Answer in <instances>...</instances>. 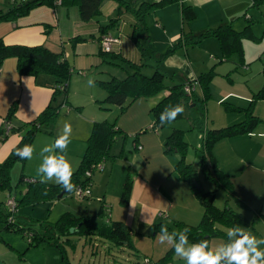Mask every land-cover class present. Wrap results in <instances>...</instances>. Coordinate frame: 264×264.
Masks as SVG:
<instances>
[{"label":"crops","instance_id":"0c3cea01","mask_svg":"<svg viewBox=\"0 0 264 264\" xmlns=\"http://www.w3.org/2000/svg\"><path fill=\"white\" fill-rule=\"evenodd\" d=\"M252 1L181 0L180 2L153 9L151 22L146 21L150 40L156 48L157 54L164 52L183 32H199L207 27H214L220 23L227 22H231L234 29L241 30L250 22L251 30L258 40L243 39V55L233 54L230 58L222 60L220 63L219 61L222 57L219 43L213 37L203 40L196 46H183L176 49L159 63L156 62L158 59L157 54L140 59V53L131 40L135 16L125 8L122 9L118 2L110 4V0L104 1L101 12L98 15L86 21L80 17L77 5L66 6L59 3L54 7L47 5L36 7L25 16L0 22V38L7 45H45L52 51H63L68 63L70 54L66 53L67 51L64 49L71 44L75 54V62L83 60V63L96 64L98 59L101 60L102 57L100 54L102 51V49L100 50V38L103 34L109 32L114 36L120 37V42L113 44L112 52L120 54L126 60L139 61L141 63H144L145 59L151 58L154 62L153 70L158 65L159 69L166 75V79L169 80L168 85L195 80L199 74L214 67L215 74L209 83L210 97L206 101L204 108L201 109V111L204 110L203 117H205L204 126L201 129L223 128L245 120L246 114L244 110L248 107L254 93L264 85V56L262 55L264 52V29L257 32V29H255L256 25L252 24L253 19L260 18L259 13L261 17H263L264 13L258 9L251 8ZM184 5L191 6L195 11V18L185 23H183L181 15V7ZM112 14H117L118 17L114 19ZM108 24H111L110 27H107L105 31H101V27H105ZM78 36L83 39L76 41L75 38ZM88 40L91 41L87 42ZM84 41L93 43L90 44L91 47L88 51L80 48L85 45ZM108 62L112 63L111 61ZM114 65L124 69L126 64L118 65L114 63ZM124 72L126 74V71ZM95 87V84L92 87L88 84L85 85V91L89 92V94L85 93L84 100H87V94L91 100L99 97L105 98L106 91L102 93L100 92L101 90ZM92 89H96L97 93L92 92ZM194 90L197 94L202 95V90L198 83ZM54 91L55 79L53 76L49 74H40L36 77L22 75L17 70L16 58L13 56L6 57L0 66V129L4 127L5 121H9L11 126L16 128L22 123L34 120L49 103H59L61 101L59 97L51 101ZM167 93L168 91L166 90L153 97L137 98L139 101L135 102V100L130 103L123 114V116H127L125 122L129 125L121 123L116 126L123 132V141L133 134L132 141L135 150L143 152V155L145 154L144 156L147 157H150L151 154H157L161 159V163H163L157 167L161 169L159 174H162V177L158 180L152 179V181L139 172L140 166L143 165L145 167L147 163L137 153L131 156L130 161L132 167L135 168L134 174L136 176L132 177L130 175L132 187L128 203L126 205L121 203V195L120 197L110 195L107 186L101 197L97 196L96 199L99 201L98 216L102 217L103 214H111L112 219L110 222L97 226L91 224V227L97 230V228L110 226L112 221H122L128 231V241L118 243L99 234L87 235L89 236L87 240L88 244L91 245L90 249L92 252V256L86 258L89 264H141L145 256L157 261L166 254L171 246L158 242L156 233L159 230L153 229L155 223L162 222L173 231L177 230L174 225L176 221L197 225L201 220L203 207L190 185L180 178L175 168L178 157H180L179 153L176 150L165 151V139L169 132L166 130L163 134L157 130L156 132H148L143 135H138L137 132L144 126H150L151 128L154 119L149 110ZM71 105L74 104L67 98L66 105L61 107V109L65 108L66 115L57 116L56 122L54 125L52 124L51 131L49 129L46 132H37L32 143L34 149L41 151L43 147L51 145L54 142L52 135V132H54L53 126H55L54 130L59 132L56 129L65 120L70 122L71 126L72 124L74 126H72V136L75 135V138L82 142L80 150H72L76 152L77 158L82 156L81 154L86 148L84 143H86L90 134L91 125L96 120L93 121V118L82 119L80 114L69 110L68 106ZM191 106L193 107V105ZM234 107L239 110L231 109ZM8 113H11V119H7ZM196 114L194 112L185 113L183 121L190 123L193 131L197 128L202 137L200 129L202 124ZM253 114L259 121L250 132L223 138L214 144L212 151L218 168L231 176L235 202L242 209L254 212V217L258 216L255 221L259 220L260 224L255 233L260 238H264V99H260L255 103ZM73 118L74 122L72 123ZM176 126L174 123L168 128L174 129ZM179 128L183 130L185 127L180 126ZM24 132L25 128H22L19 131L8 133L4 138L0 136V162L4 161L10 151L19 143ZM136 144H140L142 148L137 149ZM112 156L113 158L116 157ZM32 159H25L24 162L16 161L10 170V177L15 167L21 165V175L25 178L40 180L36 174L37 169H32V163L35 162ZM36 162L37 166L41 164L39 159H36ZM192 164L198 168V163L192 162ZM48 184L56 183L48 182ZM107 184L108 181H106ZM11 185L13 189L9 190V193L16 195L17 198H20L26 191V183H16L14 185L11 182ZM3 191L7 193V190ZM91 192L90 198L84 200L89 205L92 204L91 201L94 196L92 187ZM58 195L52 199L34 204H21L19 206L20 211L21 208L25 207L28 210L17 212L18 219L21 218L22 223H19L17 218L15 220L16 223L21 227L31 228L27 222L31 221L32 213L36 207L37 210L40 209L43 214H46L47 220L45 221L50 224L55 223L65 212H71L76 216H88L91 221L92 217L88 215L86 208L82 210L79 206L71 207L70 204H63L65 193L61 197H58ZM108 201L113 204L112 207L107 204ZM103 204L109 207V211L108 213L103 211L100 214V208ZM56 205H58L57 207L60 210L56 221L51 223L48 218H50L52 213L51 208H55ZM0 209L5 212L4 202L3 205L0 204ZM147 220L152 224L151 227L146 224ZM39 226L37 230L42 231L43 226ZM1 229L2 224L0 223ZM30 230L33 231V228ZM152 230L153 234L150 233ZM222 230L227 232L228 228L225 227ZM141 236H144L142 240ZM214 237L209 240V245L213 249L223 243L222 238L217 239ZM22 238L24 237L22 236ZM1 239L0 241L4 248L0 249V264H10L12 255L18 252L23 254L22 261L24 262L22 264H63L60 251L53 245L41 243L33 247L28 245V241L27 244L19 242L18 245H14L12 241ZM61 240L63 241L69 264H82V260L85 257H83L84 255L78 257L76 253L77 245L73 243V238L71 236L62 237ZM101 241L104 243L103 249L97 246ZM106 242L110 244L106 245ZM68 246L73 249L71 255L68 253ZM82 248V252L85 254V246ZM261 248H264V245H261ZM126 250L134 252L135 256L124 254L123 252ZM34 252L41 253V258L38 260L30 259L29 253L31 255ZM162 264H186V261L173 253L171 259Z\"/></svg>","mask_w":264,"mask_h":264},{"label":"trees","instance_id":"16d2710c","mask_svg":"<svg viewBox=\"0 0 264 264\" xmlns=\"http://www.w3.org/2000/svg\"><path fill=\"white\" fill-rule=\"evenodd\" d=\"M58 0H27L23 2L11 1L10 5L6 9L0 8V22L18 17L25 16L36 7L47 5L54 7ZM60 4L70 6L77 5L80 17L82 20H89L93 16L98 15L101 12V7L106 0H59ZM119 5L124 6L126 10L131 12L135 16V23L132 25L131 40L140 53V59L147 58L157 54L156 48L150 40L148 33V25L145 20L146 14L155 8L163 7L171 3L180 2L181 0H157V1H141L138 5H132L125 0H116ZM261 1V0H259ZM254 4L257 1L254 0ZM181 15L183 23L189 22L195 18V11L189 5L181 7ZM112 21V20H110ZM108 24L105 27H101V31H105ZM109 33V32H107ZM119 38L120 42V37ZM217 39L221 51V60L230 58L233 54L243 55L242 41L243 39L258 40L253 34L250 26V22L241 30H236L232 26L231 22L220 23L214 27H207L199 32L185 33L176 39L167 49L158 55L157 63L164 60L166 56L173 53L176 49L183 46H196L207 38ZM76 41H80L83 38L76 37ZM101 56L112 63L118 65H125L126 74L124 77L111 76L107 80H97L98 84L106 91V96L100 101L102 108H106V105H117L122 110L125 107V101L130 98L131 101L143 97H153L164 91L168 93L162 96L159 101L150 108V113L153 116L154 123L151 128L157 129L158 127H164L160 124V114L164 108L168 105H183L184 108L194 107L198 104L201 108H204L206 101L210 97L209 83L215 74L214 67H211L208 71L201 73L195 80H188L181 83H175L168 85L166 75L158 65L155 66L151 75H146L142 72V68L145 63L139 61H131L124 59L120 54L110 52H100ZM13 56L16 58L17 70L22 75L38 76L40 74H49L55 79V91L53 92L51 101L56 100L59 96H62L59 103H49L48 106L34 119L29 122L20 124V126L14 128L11 126L10 132L19 131L25 128V132L19 143L10 151L6 159L0 162V191L11 190L10 170L16 161L24 162L16 155L18 148H23L24 145H32L35 135L40 131L44 124H50L55 121L57 115L62 107L66 105L69 80L72 75V69L64 57L63 51L55 52L46 47L45 45H22V44H4L0 38V66L6 57ZM106 57V58H105ZM197 82L202 90V95H199L194 91L191 94H187L184 91L186 84ZM264 99V85L254 93L248 107L244 110L246 118L244 121L223 127L214 129H201L202 132V144L199 147L200 159L198 168L192 163L186 161L188 144L184 140V131L178 128H174L165 139V151L170 152L176 150L180 157L176 162L175 168L178 171L180 178L186 181L192 191L195 193L199 203L203 207V214L200 222L197 225H189L180 221L174 222L177 230L189 228L188 239L190 242H198L202 239H207L214 236H219L225 239L227 242L228 237L226 231L222 230L219 226L222 225L226 228H231L235 225H253L258 216H255L252 220H248L242 213L237 212L231 206L227 204L220 208L215 205L214 197L217 187H223L227 190L228 194L235 196L234 188L231 182V176L221 171L216 163L213 155L214 144L227 137L235 136L238 134L250 132L257 122L258 118L253 114V108L255 103ZM228 107V106H226ZM13 109V108H12ZM234 110H239L234 107ZM11 112V111H10ZM11 113H8L7 119H11ZM183 114L177 116L175 121L182 119ZM174 121V122H175ZM8 133L5 132V128L0 129V136L4 138ZM123 132L120 128L116 127L115 122L102 120L95 121L92 124L90 134L86 141V148L81 156V160L78 168L73 171L72 183L75 185H84L90 182L91 177H86L85 172L92 170L93 165L106 160L109 157H113L110 152L112 145L118 135ZM202 173L206 179H210L217 184L214 189L206 190L199 178L198 174ZM23 175L19 177L17 184L26 183V191L24 194L17 198L18 207L21 204L37 203L56 197L61 191L69 193L59 184L42 183L41 180L31 178L33 180L28 181ZM196 182V183H195ZM91 184V183H90ZM132 187L131 176L127 173L121 193V203L126 205L130 195ZM73 193V192H71ZM103 212V208H100V214ZM8 211L5 207V212L0 209V223L2 229L0 231L19 232L28 241L29 246H38L41 243H47L53 245L61 253L62 263L69 264L66 253L64 250V244L61 240L62 237H68L71 234L78 235H91L99 234L103 237H107L118 243L128 241V231L122 221H112L110 226L96 228L91 227L90 217L88 216H76L71 212H65L61 217L53 224L45 225L42 231L37 229L30 230L31 228H24L15 223H8L7 221ZM162 222L155 223L153 225L154 230H160ZM166 225V224H165ZM169 231L171 228L167 225ZM70 228H73V232H70ZM26 232H31V236L25 235ZM1 239V237H0ZM2 240V239H1ZM174 250L170 248L166 254L159 258L156 264H162L171 259ZM154 261V260H153Z\"/></svg>","mask_w":264,"mask_h":264},{"label":"rangeland","instance_id":"374dc122","mask_svg":"<svg viewBox=\"0 0 264 264\" xmlns=\"http://www.w3.org/2000/svg\"><path fill=\"white\" fill-rule=\"evenodd\" d=\"M129 3H131L132 5H138L141 1L144 0H125ZM257 4H254V0L252 1L253 4L251 5V8H255L258 9L259 11H262L264 13V0H256ZM11 2V0H0V8L2 9H6L5 7L9 5V3ZM114 2H117L116 0H110V4H114ZM116 4V3H115ZM259 7V8H256ZM108 8V7H107ZM122 9H124V6H122ZM261 12V13H262ZM152 10H150L147 14H146V21H149V23L152 20ZM243 16V15H242ZM260 18H255L252 21V24H255V29H257L256 31L259 32L261 30L264 29V14L263 17H261V14L259 13ZM118 16L117 14H112V18L116 19ZM243 19V17H242ZM260 24V26H259ZM91 40H88L87 42H90ZM252 42V41H251ZM85 45L83 47H80L81 49H84V51H88V49L91 47L90 44L93 43H86L85 41L83 42ZM100 46V45H99ZM71 44L70 46L68 45L64 50H66V53L70 54L69 57V65L72 69V75L70 77L69 80V85H68V94H67V98L69 101H71L72 104L76 105H71L68 106L69 110H72L73 112H76L78 114L81 115L82 119H90L93 118V121H102V120H107V121H111V122H115L116 126H118L119 124L123 123V125H129L125 122V119L127 118L126 115L123 116V114L125 113L126 108L130 105V103L134 102H138V99H135L133 101L130 100V98H128L125 101V109L122 110L119 106L117 105H106V108H102L101 107V103L100 101L103 99V97H99L96 98L95 100H91L88 97L89 92H86V88L85 85L88 84L89 79H92L94 81L95 84V88L101 90L100 92L105 93V90L98 84L97 80H105V79H109L111 75H116L118 77H122L125 75L126 70L118 68L114 65V63H110L107 60H104V58L101 57V60L98 59V62H96V64H89L88 62L83 63V60L75 62V54L71 48ZM101 50V47H100ZM97 51V50H96ZM87 53V52H86ZM262 55L264 56V52L262 53ZM106 58V57H105ZM262 59V58H261ZM79 60V59H78ZM222 60L219 61V63ZM144 67L142 72L146 75H151L153 72V65L154 62L152 61V59H145L144 60ZM124 70V71H123ZM82 72L84 74L79 73ZM87 82V83H85ZM165 82L168 84L169 80L166 79ZM99 86V87H98ZM93 90V89H92ZM92 92H94L95 94L97 93V90L94 89ZM85 93L87 94V100H84V96ZM62 96H59V99L61 100ZM140 100H144V99H140ZM76 103V104H75ZM83 103V104H81ZM67 108V107H66ZM64 109V110H63ZM59 111L58 115L60 116H64L66 115V110L65 108H63ZM201 106L198 104L197 106H193L190 108H184V114L185 113H197L196 117L199 119V121L201 122L202 126H204V121H205V117H203V113L204 110L201 111ZM57 115V116H58ZM65 121V120H64ZM62 121V122H64ZM56 121H54L53 123L50 124H44L41 129L40 132H46V131H50L52 130V124L54 125ZM62 122L59 124V128H57L56 130L59 132H56L54 130L55 126H53V131L52 135L54 137V140L56 139L57 135L61 132L62 129ZM74 122V118L72 120V123ZM70 123V122H69ZM177 125L178 127L183 126L185 127L184 129V140L187 142L188 144V150H187V158L186 161L187 162H194V163H199V159H200V151H199V147L202 144V137L200 136L201 134L198 132L197 128L193 131L191 129V125L190 123H187L185 120L183 121L182 119H179L175 122H172L171 124H167L164 127H160L157 130L162 132L163 134L165 133V131L167 130L169 132V134L171 133V131L173 130V128H168L170 126H172V124ZM71 124V123H70ZM73 126V124H72ZM92 126V125H91ZM176 126V128H178ZM74 127V126H73ZM165 129V130H164ZM180 129V128H179ZM157 130L150 128V126H144L143 128H141V130L139 129L138 135H143L145 133L148 132H156ZM168 134V135H169ZM132 137L133 134L129 137L128 139L123 141V136L118 135L112 145L111 148V155L116 156L115 158L113 157H109L106 160H104V170H98V169H93L92 170V176L90 178V182H91V187L94 190V196L93 199L91 201V205L87 204L86 201L84 200H79L75 197L74 194L72 193H65V195L63 196V204H70L71 207H81L82 210H84L86 208V211L88 213V215H91L92 219L90 221V224L97 226L100 224H105L106 222H110L111 218V214H103L102 217L98 216L97 211H98V205H99V201L96 199L97 196L101 197V194L104 193L106 186H107V190L108 193L111 195H115V196H119L122 193V186H123V182L124 179L127 175V173L129 172L130 175L136 176L135 173V168L132 167V165L130 164L131 161V156L135 155L137 153H139L140 158L143 161H146L147 165L145 167L140 166L139 168V172L143 173V175L147 178H150L151 180H158L160 177H162V174H159L161 172L160 168H157L158 166H161L163 163H161V159L157 156V154H151L150 157L144 156L143 152H139L138 150H135L133 148V141H132ZM188 139H192V141L190 142V140ZM195 141V142H194ZM84 145H86V143H84ZM44 146V145H42ZM80 147H82V142L78 139L75 138L74 136H71V143L68 145L67 150H68V154H67V159L69 160V162L71 163L72 169L73 171H75L80 163L81 160V156H78L77 158V154L74 150L79 149ZM74 149V150H72ZM59 150H57L58 152ZM83 151V150H81ZM85 151V150H84ZM40 150L38 149H34V153H33V159L32 161H35L32 163L33 168L32 169H37V162L36 159H39L40 162H42V158L40 156ZM84 152H82L81 155H83ZM121 154V155H120ZM120 155V156H119ZM179 158V157H178ZM22 164V163H21ZM19 167H15V169L11 172L12 176H11V182L12 184H16L19 180V177L21 175V165H17ZM197 167V166H196ZM160 169V170H159ZM131 171V172H130ZM154 177V178H152ZM198 178L202 184V186L207 190V189H214L217 187V184L215 182H213L210 179H206L202 173L198 174ZM106 181H108V184L106 185ZM153 181V180H152ZM7 193L9 194V190H7ZM6 193V191L0 192V204L3 205V202H5L6 197L8 196V194ZM60 194V193H59ZM215 197H214V203L216 206L222 208L224 207L226 204L228 206H232L234 209H236L237 211H242L243 215H245V217L248 220H252L254 218V212L251 211H246L244 209H242L241 206L237 205V203L235 202V199L233 196L229 195L227 190H225L223 187H217L216 193H215ZM14 195V194H12ZM87 200V199H85ZM82 201V202H79ZM109 206H113V204L108 201L107 203ZM59 205V204H58ZM56 205V207H52L51 209V216L50 218H48L50 220L51 223H53L54 221H56V217L58 216V211L60 210V208H58ZM5 206V204H4ZM25 207V206H22ZM110 207V209H112ZM24 210H28L27 207L25 208H21V211L24 212ZM20 211V207H18V212ZM20 211V212H21ZM17 215V214H16ZM18 219V215L16 217ZM46 218V214H43L41 212V210H37L34 209V212L32 213V218L31 221L27 222L28 226H30L33 229H38L40 226H47L50 223H47L48 221ZM259 220L254 222V225H250V226H244V225H240L241 227H243L245 229V231H248L249 233L255 235L257 238H260L259 235H256V230H258L259 228V224L260 222H258ZM19 223H22V219L19 218L18 219ZM221 229H225L224 226L220 225ZM151 234H153V230L150 232ZM71 236V238H73V243L75 245H77V249H76V253L78 254V257L84 255L83 257H85V259L82 260V264H89V261H86V258H89L92 256V252L90 249V246L88 244V238L89 236H84V235H78V234H71L69 235ZM0 237L4 238L5 240H9L12 241L14 243V245H18L19 242H24L27 244V240L26 238H22V234H20L19 232H7V231H0ZM144 238V236H141V240ZM214 238H222V237H214ZM1 240V239H0ZM222 242H225V239L222 238ZM110 244L106 242V245ZM83 246H85V254L82 252L83 251ZM101 249H103L104 247V243H101L99 245ZM96 246V247H97ZM261 247V246H260ZM3 244L0 241V249H3ZM68 253L71 255L72 254V247L68 246ZM124 254H129L130 256H135V253L130 251V250H126L125 252H123ZM120 254V253H119ZM22 252L21 253H14L11 257V261L10 264H22L24 261H22ZM30 257V259L33 260H38L41 258V253H37L34 252L30 255H28ZM143 257V256H142Z\"/></svg>","mask_w":264,"mask_h":264},{"label":"clouds","instance_id":"9594fccd","mask_svg":"<svg viewBox=\"0 0 264 264\" xmlns=\"http://www.w3.org/2000/svg\"><path fill=\"white\" fill-rule=\"evenodd\" d=\"M88 85L94 86V81L89 79ZM66 107V106H65ZM183 105H168L160 114V124H171L177 116L183 114ZM61 132L54 142L42 148L40 156L41 164L36 174L42 183L54 182L61 185L66 192L76 190L72 183L73 169L67 159V147L71 143L72 126L68 121L62 122ZM57 150H59L57 152ZM34 148L32 145H24L18 148L16 155L22 160L33 158ZM148 226H152L149 220ZM190 229L169 231L167 225L161 224L156 238L160 244L171 246L177 257L186 261V264H264V238L245 231L239 225L227 230V242L217 245L214 249L210 247L207 239L198 242H190L188 233Z\"/></svg>","mask_w":264,"mask_h":264},{"label":"built area","instance_id":"2783aa9c","mask_svg":"<svg viewBox=\"0 0 264 264\" xmlns=\"http://www.w3.org/2000/svg\"><path fill=\"white\" fill-rule=\"evenodd\" d=\"M14 2H23V1H27V0H11ZM57 3L59 4L60 1L58 0ZM119 42V38L117 36L112 35L111 33H105L101 36L100 38V44H101V49L104 52H110L112 50V46L115 43ZM79 73L84 74L82 72L79 71ZM197 82H193L191 84H186L184 86V91L187 94H191L192 91H194L195 87H196ZM152 127V125H151ZM4 128H5V132L8 133L10 128H11V124L9 121H5L4 123ZM157 130V129H155ZM137 149H141V145L140 144H136ZM93 169H98V170H103L104 169V162L101 161L99 163H97L96 165H93L92 170ZM92 170H87L85 172V176L86 177H91L92 176ZM28 181H31L33 179L28 178ZM91 184L90 182H87L84 185H77L76 186V190L73 191L72 194L75 195L76 198L80 199V200H85L90 198L91 196ZM5 207L7 208L8 211V215H7V221L8 223H15L16 220V214L18 212V204H17V200L16 197L14 195H12L11 193L8 194V196L5 199ZM103 211L107 212L109 211V207L105 204H103L102 206ZM31 232H26L25 235L28 236V238L31 236ZM30 239V238H29ZM141 264H156L155 261H153L152 259H150L149 257H143Z\"/></svg>","mask_w":264,"mask_h":264},{"label":"water","instance_id":"95a60500","mask_svg":"<svg viewBox=\"0 0 264 264\" xmlns=\"http://www.w3.org/2000/svg\"><path fill=\"white\" fill-rule=\"evenodd\" d=\"M196 183V182H195ZM64 191H61L60 194L58 195V197H61L63 195ZM73 228H70V232H73Z\"/></svg>","mask_w":264,"mask_h":264}]
</instances>
